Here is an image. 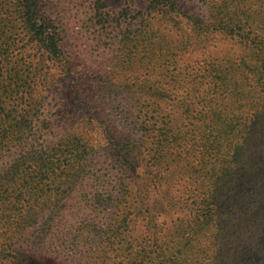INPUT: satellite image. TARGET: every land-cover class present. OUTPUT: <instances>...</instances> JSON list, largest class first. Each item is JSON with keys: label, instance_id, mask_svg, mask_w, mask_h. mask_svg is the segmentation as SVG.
<instances>
[{"label": "rangeland", "instance_id": "1", "mask_svg": "<svg viewBox=\"0 0 264 264\" xmlns=\"http://www.w3.org/2000/svg\"><path fill=\"white\" fill-rule=\"evenodd\" d=\"M231 1L234 0H155V3L151 0H37L41 16L60 32L63 61L68 62L72 75H82L90 85L85 90L86 101L95 88L104 93L99 99L102 111L94 119L87 117L85 110L81 114L74 106L64 81L54 89L35 85L31 107L17 109L16 115L23 110L29 111L30 116L37 115L40 121L37 125L48 121L61 125L66 129L65 144L73 145L77 141L92 144L99 162L100 171L92 173H98L100 182L91 176H80L79 183L73 187L65 185L58 193L48 194L42 215L49 222L61 223L59 236L63 238L60 242L58 238H48L47 247L60 245L61 253L73 249L75 256L71 260L54 258L51 248H47L38 256L42 264H90L85 254L94 255L95 259L102 255L108 264H147L151 258L159 264H189L191 246L184 251L186 240L179 231L163 239L154 255L156 259L148 253L155 248L147 247V227L136 215L139 207L136 188L128 185L121 191L120 180L129 182L130 175H121L111 159L117 157L118 148L130 144L144 147L146 156L152 147L151 136L161 132L176 135V140H168L163 168L175 174L176 182L171 186L174 201L191 203V197L199 191L191 178L197 157L191 150V139L200 125L194 119L185 118L179 107L184 102L201 105L202 100H213L209 96V75H239L240 70L232 68L231 71L230 64H238L245 51L238 41L221 35H213L207 44L192 47L183 41L191 34L193 15L211 23L213 11L217 18L230 17L232 13L253 11L256 7L254 0L246 3L240 0V9L233 11ZM18 8L17 0H0V80L15 74L31 77L47 74L55 79L58 75L71 77L67 67L58 73L52 66L53 58L46 50L39 49L26 24H22ZM213 66L218 72L214 73ZM109 125L120 135L116 142L113 129H104ZM146 129L155 133L145 136ZM211 140L215 141L217 153L213 155L218 156L219 162H209L206 180L216 190L223 187L227 175L221 165V137L215 135ZM117 142V149L108 148L109 143L111 146ZM250 146L260 154L256 157L264 156L260 143ZM19 179L23 182L22 175ZM21 191L27 194L23 201L34 198L25 192L27 189ZM164 220L168 230L174 225L186 226L189 218L172 210ZM83 223L90 228L85 233ZM239 235L240 240L232 235L225 238L220 235L218 248L210 249V253L220 249V264H231V252L249 237ZM0 243L1 249L7 242L0 240ZM91 243H97V248L91 246L92 253H88L86 246L90 247ZM23 253L30 256L26 251ZM26 259L32 261L30 257ZM0 264L16 263L1 261Z\"/></svg>", "mask_w": 264, "mask_h": 264}, {"label": "trees", "instance_id": "2", "mask_svg": "<svg viewBox=\"0 0 264 264\" xmlns=\"http://www.w3.org/2000/svg\"><path fill=\"white\" fill-rule=\"evenodd\" d=\"M17 1L19 18L32 33L39 49L46 50L53 58L52 66L58 73L67 67L71 76L68 62L62 58L64 47L60 32L50 20L41 16L37 0ZM151 2L155 3V0ZM241 2L246 3L247 0ZM254 2L256 7L253 11L243 10L230 14V17L217 18L213 11L211 23L193 15L191 34L183 41L192 47L194 44H207L213 35H221L238 41L245 51L238 64H230L231 71L234 68L240 70L239 75H209V96L213 100H202L201 105L193 101L190 104L184 102L179 107L185 118L194 119L201 126L197 127L191 139V150L197 155L191 178L198 184L199 190L191 197V203L174 201L171 186L176 182L173 179L175 174L163 168L168 140H176V135L167 136L161 132L151 136L155 132L146 129L145 136H151L152 141L146 156L144 147L137 144L118 149V142L111 146L108 144V148L117 149V157L111 160L120 174L130 175L129 182L120 180L118 186H121V191L128 185L136 188L139 204L136 215L147 227V247L155 248L148 253L154 259L163 239L165 241V238L172 237L173 232L179 231L186 240L184 251L191 246L189 264H220V249L214 253H210V249L218 248L220 235L224 238L232 235L240 240L241 233L249 237L231 252L229 262L264 264V156L256 157L260 154L253 152L250 146L258 142L264 149V0ZM230 7L233 11L239 10L240 0L231 1ZM213 67L214 73L218 72ZM63 81L66 82L69 99L81 114L85 110L86 116L93 119L100 115L99 99L104 93L98 88L93 89L87 96V102L84 94L90 85L82 75H58L55 79L47 74L33 77L15 74L0 80V225L3 224L0 240L7 242L0 249V262L42 264L38 256L47 248H51V255L56 256L54 258L71 260L75 256L73 249L61 253L58 249L60 245L47 247L48 238H58L60 242L63 237L59 236L61 223L49 222L42 212L50 192L58 193L65 185L73 187L79 183L80 176H91L100 182L98 173H92L100 171L94 147L80 141L73 145L65 144V128L49 121L37 125L40 122L38 116H30L27 110L16 115L17 109L31 107L30 98L35 85L54 89ZM104 129H113L114 141L118 140L120 135L115 132L116 129L110 125ZM215 135L221 137L223 143L221 165L227 175L223 187L216 190L206 180L209 162H219L218 156L213 155L217 153L215 141L211 140ZM20 175L23 182L19 179ZM22 189H27L25 192L34 198L23 201L27 194ZM39 199L43 201L39 202ZM172 210L189 218L186 226L174 225L165 229L164 218H169ZM81 226L83 233L90 229L86 223ZM91 246L97 248V243L86 246V252L92 253ZM236 247L237 244L234 249ZM85 255L91 260L90 264H108L102 255H97V259L94 255ZM151 260L147 264H159L157 259Z\"/></svg>", "mask_w": 264, "mask_h": 264}]
</instances>
